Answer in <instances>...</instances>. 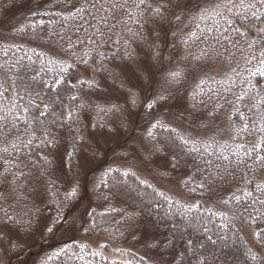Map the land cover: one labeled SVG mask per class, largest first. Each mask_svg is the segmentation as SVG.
<instances>
[{"label": "rangeland", "instance_id": "obj_1", "mask_svg": "<svg viewBox=\"0 0 264 264\" xmlns=\"http://www.w3.org/2000/svg\"><path fill=\"white\" fill-rule=\"evenodd\" d=\"M34 1H15L17 7L12 16L2 18L4 13L9 12V10L1 5L2 3H5V5L7 3L4 0H0V35L7 34L6 36L12 38L11 40L6 38L5 41V38L1 36V46L2 44H20L22 52L23 49L35 51L36 53L33 54V57H29V60L33 64L35 62L36 68L50 80H53L54 77L55 80L56 77H60L64 81V77L70 73L68 65L72 64L74 59L71 55L64 54V50L60 45L54 44L55 42L47 38L36 36L31 27H29L31 19L35 18L41 12L40 8H42L38 0V4L34 6ZM215 3H220V0H208L209 7ZM188 14L191 19L196 13ZM185 15L187 14L182 12L181 16L184 17ZM206 17L208 18V16ZM172 19L164 32L160 22L157 24L150 23L153 27V33L150 32L146 40H143V36L140 34L141 39L131 42V50L141 65L151 67L154 72L159 66V60H163L165 67L168 66L169 61L173 64L178 62L186 64L188 69L186 83L180 86L176 98L169 101V107L174 113L178 109L182 110L185 105L192 103V94L195 90L198 93L196 95L197 109L193 112V115L188 116L185 113L186 118L182 121L176 119L169 121L166 126L175 129V133H171V137L166 133L164 136L158 135L156 137V132H154L156 129H152L153 137L151 143L155 144L160 151L149 156L141 148V138L147 134L149 121L144 97L151 95L153 89L147 87V79L137 81L135 76L129 73L128 86L136 85L133 91L138 94L139 103L136 107L130 108V112L124 115L125 127L119 129L118 132L104 136L101 139V134L107 131V128L101 125L107 124L108 128L115 127L111 123L115 117L111 115L105 116L99 111V108H94L89 112L77 108V105L74 106L77 109L73 108L79 117V124L74 128V131L83 129L86 136L94 135L96 139L100 140L99 148H96L94 144L92 145V148L95 149L94 157L91 156V152L88 149L82 152H75L71 135L67 130L59 126L55 131V127L49 125L54 127H52L54 132L62 136V139L61 143L53 149L52 155L49 156V161H51L49 173H51L48 175L47 180L39 177L40 170L38 165L35 164L36 167L33 169L38 179L33 181L37 191L29 201L32 216L31 227L28 228V216L24 215L28 209L24 208L22 204L13 203L11 199L0 201L3 204L0 209V215H3V210H7L14 217L17 215L22 216L25 221L24 228L20 231L22 238L20 247L10 251L0 264H141V257H144V264H199V261L204 260L205 256H207V264H254L246 254L248 248L252 247L250 243L251 229L247 225L242 224L237 216L234 215L237 207L242 208L243 205L237 206L232 201L225 207L219 203L221 197L226 199L232 195V192L237 191L234 183H220L218 185L220 190L216 194L199 188L198 185L201 178L205 175L204 171H200V169L194 170L191 167L197 165L196 163L203 164L204 162V164H207L206 161L210 157L208 156L206 159L201 154L203 151L196 152L187 158H181L180 166L176 169H173L171 164L174 157L181 153L177 148L176 142L183 141L178 139V136L188 138V142H190L189 138L202 139L207 146L208 153L215 156L216 160L220 159V169L217 170H221L224 166L231 167L232 165L235 167L238 160L247 159L244 155L245 149L250 148L252 143H256L261 139V134L252 130L255 110H249L251 101L246 97L244 102L239 101L236 105L230 106V103L227 102L228 100L219 101L208 98L203 88L204 83L201 88H197V85L201 84L200 77L208 74L215 80L218 79L226 84L228 88L234 85L241 91L243 90L241 93L244 94V91L249 90L252 86H255L256 89L264 90V76H261L260 80L257 77H250L243 68H237L236 63L231 65L211 63L203 70L194 65L196 61L191 57H189L188 61H184L186 50L180 48L181 44L177 37L181 28H183L184 32H187L190 27L192 29L196 24L186 25L187 23L190 24L187 18L183 19L182 22H176L174 17ZM129 24L133 31L140 30L135 23L130 21ZM202 26L203 23L201 24ZM21 29L23 31H19ZM120 30V28H117V31ZM199 50L198 48L195 53L199 54ZM111 57L109 56V58ZM51 60L56 61L55 74L47 66H42L41 68L42 62L43 65L45 62L52 64ZM112 62L113 60L111 59L108 61L109 64ZM115 62L120 63L118 59ZM132 67L134 68L135 66L133 65ZM62 68H67V71H62ZM231 68H237L240 75L231 71ZM94 69L85 64L77 67L70 75L74 79L72 82L74 81L75 87L80 88L78 92L82 91L78 105L86 96L92 105L107 108L108 104H102L104 93H109L111 99L107 98L108 101L124 105L126 93L120 91L119 84L113 83L110 78L106 79L107 74L101 75L97 73L98 71L94 72ZM144 75L146 76L147 74L145 73ZM28 76L33 78L34 74L30 73ZM226 77H231L235 83L232 84ZM93 78L99 82L100 86L93 89L83 87V90H81L80 82L91 83ZM159 78L160 73L156 72V79ZM245 78L250 80L251 84L254 81L252 86L243 82ZM256 78L258 79L257 81ZM73 84L72 86L74 87ZM8 85L9 83L6 86L8 87ZM59 87L64 89L65 85L59 84ZM112 95L116 96L113 98ZM219 105H223V108L216 112L215 115H211L213 108ZM56 108L55 104L54 109ZM237 109L248 120L250 130L241 132L238 137L230 138L238 129L242 128L245 122L240 119ZM39 110L41 112L44 109L40 107ZM57 110L61 111V107H58ZM64 115L65 112L62 111L60 116L65 118L64 123L67 124L66 116ZM162 115L166 117L168 110L165 109ZM199 117H203V119H199ZM40 119L45 121L44 125H47L48 120L46 117H41ZM203 125H207V127ZM193 130L196 134L191 136L190 132ZM167 132L170 133L169 131ZM105 141L107 142L105 143ZM89 143L91 144V141ZM65 150L67 153H71V157L64 154ZM233 151H238L239 155L232 156L231 153ZM61 155H63L62 171ZM222 155L230 156V160H223L221 158ZM247 163L251 165L252 161L247 159ZM241 171H247L243 164L239 165L237 175ZM113 173L115 176L123 178L128 175L134 183L130 184L133 188L131 189L127 185H119L114 181L113 187L108 190L112 195L108 204L103 197L101 186L106 177L107 179H114ZM212 173L215 174L216 172ZM258 174L259 170H257ZM252 175L249 172V176ZM50 181L55 182V187L52 192L45 194V188L52 187L51 183H49ZM185 181H190V183L186 184ZM192 183L196 184V188L187 189ZM75 184L79 185L77 196L65 200V192L70 191L71 186ZM133 185L137 186L138 191ZM240 186L243 187L244 185L241 184ZM115 187L116 189H114ZM229 188H231V191L227 190ZM54 193H58V195H54ZM5 194L7 195V193ZM114 195L120 196L121 200ZM135 195L136 198L139 196L140 201H142V203H139L140 206L145 205L144 208L146 209V214L145 216L143 215L142 220L141 218L137 219L141 222V228L138 232L143 231V226L147 225L149 231L168 244L167 248H161L158 251L146 249L142 242L132 239L131 230L124 223V218L126 214H134V211L136 212L135 208H137L138 203L135 200ZM163 199L167 202H172L169 204L173 207V212L183 211L190 218H184L175 225L172 223L173 227L169 218L170 214H168L170 211L167 207L164 209L165 203ZM60 201H63L62 208L57 207ZM150 202H153L152 206L148 205ZM159 203L163 205L162 209L160 207L157 208ZM37 205L41 206L39 212L35 209ZM195 205H199V207H194L192 211H189V207ZM100 213H108V215L101 216ZM58 216L60 217L59 224L62 227H59L55 234L47 232L42 234V222ZM99 217L104 218L107 224V230L103 235H98L91 225V222ZM204 218L210 223V229L206 233L200 230ZM74 220L75 224L73 225ZM209 236L216 241L215 244L208 240ZM189 240L193 242L192 247L188 244ZM71 241L74 242V249L72 248V250L67 252L70 253L69 260L63 261L55 254V250ZM200 244L203 246L207 244L206 255L198 260L190 259Z\"/></svg>", "mask_w": 264, "mask_h": 264}, {"label": "snow or ice", "instance_id": "obj_2", "mask_svg": "<svg viewBox=\"0 0 264 264\" xmlns=\"http://www.w3.org/2000/svg\"><path fill=\"white\" fill-rule=\"evenodd\" d=\"M57 4L70 3L71 0H56ZM75 9V11H72ZM179 10V11H178ZM70 15L64 17V19H76L80 18L82 21L80 28L77 31L83 30L86 33L84 40H81V44L85 46L95 45L98 55L103 56V60L99 64L97 69L93 71H99L101 73H106V79L110 78L113 83H118L120 91L126 93L124 99V105L118 102L106 101L108 104L107 108H101L99 105H92L90 101L85 96L82 102L79 103V108L85 112L92 111L94 108H99L105 116L111 115L115 117L111 121L115 127L108 128V125H101L107 128L105 133L101 134V139L104 136L114 134L119 131V129L125 127L124 115L130 112V108L136 107L139 103L138 94L133 91L136 85L131 87L128 86V74L131 73L137 81L142 79H147V87L153 89L151 95L144 97L145 107L148 110L149 121L147 125V134L141 138V148L143 151L148 153L149 156L160 149L151 143L153 132L152 129L161 128L165 131L175 133V129L168 128L166 125L169 121L183 120L185 119V113L188 116H192L193 112L197 109L196 95L197 92L192 94V103L187 104L183 109H178L175 113L169 107V101L176 98V94L180 90V86L186 83L188 69L186 64L176 63L173 64L169 61L167 67L164 66L163 60L158 61V67L156 72L160 73V78L156 79V72L152 70L151 67L141 65L135 55L131 50V42L136 41L140 38L139 30L133 31L129 24V21L139 25V28H143L147 24H157L168 20L169 17H174L176 22H182L183 19L187 18L181 16L180 12L185 14L196 13L192 16V21L203 20L206 16L215 15L219 17H224V24L229 25L228 28H221L219 26L209 29V32L219 33V35H213L212 39L216 41L217 44H221V41L225 39L229 30L231 29L237 34L236 40H229V43L233 47H236L240 51L241 58L246 64H251L253 60L257 61L259 67H256L255 71H250V75L255 76L259 74L264 76V26L256 25L255 22L259 21L260 24H264V0H222L220 3L212 4L208 6V0H83L80 3L76 0L72 3L71 9H68ZM40 15H47V13H39ZM85 16L91 17L90 20H86ZM239 17L241 21V26L245 28L241 31L240 27H232L233 18ZM171 22V21H169ZM246 22V23H245ZM85 24L87 27H85ZM249 25L255 26V37L249 35L251 32V27ZM29 27H35V25H30ZM199 28V24H196ZM117 28L121 30L118 32ZM91 30V31H90ZM19 31H23L22 29ZM174 35H176L174 33ZM185 35L187 38L185 39ZM116 37H119L118 39ZM178 38L185 45L189 44V41L195 42L196 40L206 41L209 39L208 33L202 32L201 35H197L195 32L184 33L183 28L180 29ZM242 41V44H241ZM109 43L116 45L115 51L111 58L106 56L100 51L101 45H108ZM258 43L259 56L255 53L257 51ZM224 45L221 44V47ZM243 48L249 50L248 56H244ZM227 50V49H226ZM215 54L217 56L221 55L218 49H215ZM213 52V49H200L199 54L186 49V54L184 55V61H188L189 57L194 60H201L202 58L209 57ZM5 55L7 52L5 51ZM75 56V53H72ZM87 52H84L82 56L76 57L77 61L80 63H87L86 57ZM115 61L118 59L120 63H111L109 60ZM235 59V54L229 52V57H226V62L231 65ZM135 66L134 68L132 66ZM71 65H68L70 68ZM231 71L240 75L237 68H231ZM62 71H67V68H62ZM147 74L146 76L144 74ZM232 84L231 77H226ZM244 83L251 84V81L244 79ZM59 83V82H57ZM204 82L197 85V88H201ZM81 88L87 87L89 89L98 88L99 82L93 78L91 83L86 81L80 82ZM255 89V90H253ZM231 91V86L228 88ZM243 91V90H242ZM4 95L0 92V96ZM187 95V93H185ZM251 101L249 110H255L254 116L255 120L252 121V130L261 134V139L252 143L250 148L245 149V157L252 161V164L247 163V159H241L236 162V167L229 168L224 166L221 170H218L215 174L211 171L207 172L201 178L199 183V188L205 189L207 192L216 194L220 190L218 185L220 183H234L237 191L232 192V195L228 196L226 199L221 197L219 203L227 207L230 202L234 201L237 206L243 205V207H237L236 213L234 215L242 222V224L247 225L250 232V243L252 247L247 250V256L254 262V264H264V90L256 89L252 86L247 91H244L243 95H237L236 99L238 101H243L245 98ZM72 101H78L81 98L73 95L70 98ZM228 103H233L232 101H227ZM203 103V101H201ZM34 105V101H30L28 106H25L23 111H19L17 106L16 112H11L12 118L9 119V113H5L0 116V200L11 199L13 203L20 205L22 204L24 208L28 209L24 215L28 216L27 225L28 228L32 224L31 208H29V201L31 200L33 194L37 191L34 180L38 179L33 169L36 167L35 163L31 161L30 158L25 159L22 155V149L31 148L34 143L39 141L36 146L39 147L43 145L45 148L49 149V152L41 155L39 159L45 164H50L51 161L48 160V156L52 154V149L56 145L61 143L62 136H54L51 132L47 131L44 127L45 121L40 119L41 117H46L48 115L47 104L45 105V110L39 113V116L35 117L33 120H28L24 118V113L29 110V107ZM130 106V107H129ZM223 105H219L213 108L211 115H215ZM168 110V115L163 116L164 110ZM11 111V110H10ZM239 113V109H237ZM240 119L245 121L242 128L238 129L233 136L230 138L238 137L241 132H248L250 130V125L248 120L245 118L244 114L239 113ZM60 120V127L65 128L67 132L71 135L72 146L75 152H82L88 149L91 152V156H95V149L92 148L94 144L96 148L100 146V140L96 139L94 135L86 136L84 130L74 131L72 124H65V118H58ZM66 119L68 121L73 120V115L71 110L68 111ZM203 119V117H199ZM117 121L119 122L117 124ZM24 124V128H20V123ZM94 127L93 125H90ZM207 127V125H203ZM37 132L40 135H37ZM178 139L182 140L184 144H188V138L183 136H178ZM91 141V144L89 143ZM107 141H105L106 143ZM192 152L199 151L197 148L193 147ZM65 155L71 157V153H67L65 150ZM232 156H238V151H233ZM87 159V157H85ZM223 160H230V156L222 155ZM61 171L63 170V155L60 156ZM209 163L210 162H207ZM243 164L247 171H241L237 175V169L239 165ZM173 169L180 166V157L175 156L171 164ZM257 170L259 174L257 175ZM249 172L253 175L249 176ZM127 175V173H125ZM44 173L40 172L39 177H43ZM52 187L45 188V194L52 192L55 187V182L50 181ZM185 183H190V181H185ZM244 186L241 187L240 185ZM79 190V185L75 184L71 186L70 191H66L64 199L68 200L77 196ZM231 191V188L227 189ZM7 193V195L5 194ZM239 193V194H237ZM58 195V193H54ZM11 207V205H9ZM57 207H63V201L57 204ZM198 208L199 205L190 206L189 211L193 208ZM101 216H106L108 213H100ZM142 215V213H141ZM60 217L46 219L42 222V234L47 232L50 234H55L62 227L59 224ZM124 223L131 230L132 239L142 242L146 249L159 250L161 248H167L168 244L161 240L158 236L154 235L153 232L148 230V226L144 225L143 231L138 230L141 228V222L137 220L135 214H126L124 218ZM75 220L73 221V225ZM25 221L22 216H13L7 210H3V215H0V262L4 257H7L8 253L20 247L22 243V238L20 236V231L24 228ZM95 221H93V227H95ZM27 230V229H25ZM123 235V233H121ZM208 240L215 244L216 241L212 240L209 236ZM190 247L193 246L191 240L188 241ZM60 255V253H57ZM151 259V257H149ZM141 264H144V257L140 258ZM199 264H207V259L200 260Z\"/></svg>", "mask_w": 264, "mask_h": 264}, {"label": "trees", "instance_id": "obj_3", "mask_svg": "<svg viewBox=\"0 0 264 264\" xmlns=\"http://www.w3.org/2000/svg\"><path fill=\"white\" fill-rule=\"evenodd\" d=\"M4 1L7 4L5 5V3H2L1 5L7 8L9 12L4 13L2 18H5L10 15L12 16V14L14 13L17 7L15 3V1L17 0H4ZM38 2H40L41 7H42L40 8V11H41L40 13H47V15H40L38 13L35 18L31 19L30 21L31 25H35V27H31V29L33 30L36 36H41V37L51 40L52 42H55L54 44H58L62 47V49L64 50L63 51L64 54H69L71 55V57H73L74 59L73 63L72 64L70 63L71 67L69 68L70 73H68V75L64 77L65 78L64 81L60 77H56V80H55V77L53 80H50L44 75V73H42L40 70L36 68L35 62L33 64V62L29 60V57H33V54L36 53L35 51L23 49V52H22L20 44H13V45L2 44V46H4L2 47L0 43V92L4 93V95L0 96V116L4 115L5 113H9V119H11L12 118L11 112H16L17 106L19 108V111H23L25 106L29 105L30 101H34V105L29 107V110L24 113V118H27L28 120L31 121L36 116H39V113H40L39 108L42 107V109L45 110V105L47 104L48 115L46 116V119L48 120V123L47 125H44V127L47 131L51 132L55 136L57 135V132H54L53 128L55 127V131H56V129L59 127L60 120L58 118H61L60 115L62 114V111L65 112L64 116L67 117L68 111L71 110L72 115H73V120L72 121H68L67 119L66 120H67V124L68 122L72 124L73 130L79 124L78 123L79 117L77 113L74 111V109L79 108V105H78L79 100L72 101L70 98L73 95H76L77 97L81 98L82 91L80 93L78 92L80 88L75 87V85L73 84L74 81L72 82V80L74 79L73 77H70V75L73 71L77 69V67H81L82 65H85V63L78 62L76 57L82 56L84 52H87L88 56L86 57L87 59L86 66L97 69L98 68L97 66H99V64L103 60V56L98 55L95 45L85 46L84 44H81L80 41L85 39L86 33L83 30L77 31V29L80 28V25L82 23L79 17H77L74 20L70 19L67 21L64 19V17H67L70 15V12L68 11V9H71L72 3H75L76 0H71L70 3H62V4H57L56 0H38ZM79 2L83 3V0H79ZM220 2H222V0H220ZM238 2L239 0H237V3ZM36 4H38L37 0L34 1V6H36ZM72 11H75V9H72ZM180 13L182 14V12ZM188 16L189 14H187V19H189L190 24L187 23L186 25L191 26V24L192 25L199 24V28H197L195 25L193 26L192 29L190 27L191 29V30L189 29L190 31L187 30V32H184V33L195 32L197 35H201L202 32H206L208 33L209 39L206 41H203V40H196L195 42L189 41V44L185 45L177 37L181 44L180 48L181 49L184 48L185 50L189 49L194 53L196 52V50H198V48L199 49H213V52L209 57L202 58L199 61L195 60L196 64L194 65H196L197 68L205 70L206 66L211 63H218L219 65L228 64L225 58L229 57V52H231L235 54V59L233 60V63L237 64L236 65L237 68L239 69L243 68L246 71V74L248 73L250 77L252 76L250 75L249 70L254 72L256 67H259V65L257 64V61L253 60L251 64H246L245 61L240 56V51H238L236 47H233L231 43H229V40L237 39V34L230 29L228 36L221 41V44L224 45L223 47H221V44H217L216 41L212 39L213 35H219V33H212L208 31L209 29H212L217 26L221 28H228L229 25L224 24V19H225L224 17L215 16L213 14V15L208 16V18L205 17L203 20H196L195 22H193L192 18L190 19V17ZM85 19L90 20L91 17L85 16ZM172 20H173L172 17H169L168 20L160 22L163 32L165 31V28L171 23L169 21H172ZM233 21L234 22H233L232 27H240L241 31L245 30V28L241 26V21L239 17H234ZM202 23H203V26L201 27ZM255 24L264 26V24H260L259 21L255 22ZM135 25L137 27L139 26L137 24ZM148 25L150 26V28ZM148 25H145L143 28H140L139 30L140 34L143 36V40H146L150 32L153 33V29H152L153 27L150 24ZM85 27H87L86 24H85ZM249 27H251V32L249 33V35L254 38L255 37V26L249 25ZM6 35L7 34L5 35L3 34V35H0V37L1 36L4 37L5 41H6V38L8 40L12 39L10 36H6ZM184 38L186 39L187 36L185 35ZM139 39H141V36ZM241 44H242V41H241ZM115 47L116 45H113L111 43H109L108 45H101L100 51L109 57L113 55V52L115 51ZM104 48L106 50L105 52H104ZM259 48H260V45L258 43L257 51L255 53L257 56H259ZM215 49H218L221 55L217 56L214 51ZM242 50H243L244 56H248L249 50H247L246 48H243ZM5 51L7 52V55H5ZM72 53H75V56H73ZM41 56L45 58L44 55L41 54ZM51 62L52 64L45 62L44 65L42 62L41 68L42 66H47V68L50 71H53V73L55 74L56 61L51 60ZM30 73L34 74L33 78H30L28 76V74ZM97 73H100L101 75L106 74V73H101L99 71ZM252 77H257L259 78V80L261 79V76L259 74L252 76ZM200 78H201V81L204 82L203 88L208 98L219 100V101H223V100L232 101L233 103L229 104L230 106H232V105H236L239 102L236 99L237 95H243L241 93L242 91L238 89L237 87H234V85L231 86V91H228V87L226 84L219 81L218 79L215 80L213 77H210L208 74H204L203 77L201 76ZM257 78H256V81L258 80ZM8 83L9 85L7 87L6 85ZM59 84L60 85L64 84L65 88L63 89L62 87H59ZM72 84L74 85V87L72 86ZM252 84H250V86H252ZM6 87L9 89H7ZM81 90H83V88H81ZM95 90L97 91V89ZM110 93L112 94L111 91ZM112 96L114 98L116 95H112ZM107 98L111 99L109 93H104V95L102 96V104H107L106 103V101H108ZM244 101L245 99L242 102ZM55 104L57 108L61 107V111H58L57 108L54 109ZM75 105H77V108H74ZM49 125L50 126L53 125L54 127L52 126L53 127L52 128ZM20 128L21 129L24 128V124L22 122L20 123ZM154 132H156L155 133L156 137L158 135L164 136L165 133L171 137V133L173 134V132L168 133L167 131L161 128H156ZM195 134L196 132L194 130L190 132L191 136H194ZM37 135H40V133L37 132ZM189 141L190 142H188V144H184V142H179V143L176 142L177 148L181 151L180 155H177V156L180 157V159L192 156V154L196 152H192L191 149L195 147L199 151H203L201 152V154H203V156H205L206 159L208 158V156L211 158V159L210 158L207 159V162H210V164L209 163L204 164V162L203 164L196 163L197 165H195L194 167H191V166L190 167L193 168L194 170L200 169V171H204L205 175L209 171L217 172L218 171L217 169H220V163H221L220 159L216 160L215 156L211 155V153H208V150L206 149L207 146L202 141V139L200 138L190 139L189 138ZM37 144H39V141L34 143V145L31 148L22 149V155L25 159L30 158L32 162L38 165L40 172L44 173L43 179L47 180L48 175L51 173V172L49 173L50 164H45L39 159V157L41 155L48 153L49 149L45 148L43 145H40L39 147H37L36 146ZM53 149H52V152H53ZM49 156H48V160H49ZM225 164H228V163H225ZM228 167L232 168L233 166L231 165V167L230 166ZM113 176H114V179H110V178L107 179L106 177V180L101 186L102 194L104 195L102 196L105 198V202L108 204L110 202L109 199H111V196H112L110 194L111 192L109 193L108 190H110L113 187L114 181L119 185L124 184V185H127L128 188L133 189L130 184L131 183L133 184L134 181L131 180L128 175L124 177L125 179L121 176H115L114 173H113ZM190 188L195 189L196 184L192 183L187 189H190ZM114 189H116V187ZM135 189L138 191L137 186L135 187ZM114 196L117 199L121 200L120 196L118 195H114ZM137 198L135 195L136 202L138 204L142 203V201H140L139 196ZM163 200L165 203L164 209H166L167 207V209L170 211L168 214H170L169 218L172 221L171 225L173 227L180 220L184 218H190V216L184 213L183 211L173 212V207L170 206L169 204L172 202H167L165 199ZM138 204H137V208H135L137 213L134 211V214L136 215V218L138 220L139 218H141L142 220V218L146 214L145 213L146 209L144 208L145 205L140 206V204L139 205ZM152 204L153 202H150L148 205L152 206ZM2 206L3 204L0 202V209L2 208ZM158 207L162 209L163 205L159 203L157 208ZM149 208L152 209V207L150 206ZM35 209H37V212H39L41 209V206L37 205ZM141 213H142V217H140ZM93 221H95V225H96L95 227H93ZM93 221L91 222V225L94 231L98 235H103L107 230L106 228L107 224L105 223L104 218L99 217V218L94 219ZM209 229H210V223L206 218H204V222L200 226V230L202 232L205 231L206 233L208 232ZM60 247H64V248H60ZM60 247L57 250H55L56 251L55 254L60 253V255H57L58 258H61L63 261L65 260L68 261L70 257V253H67V252L69 250H72V248L74 249V242L71 241L67 243L66 245L60 246ZM207 248H208L207 244H204V246L200 244L199 248L191 255L190 259L198 260L199 258L200 259L203 258V256L206 255L205 253L207 251ZM206 257L207 256H205V258ZM55 258L57 257L55 256Z\"/></svg>", "mask_w": 264, "mask_h": 264}]
</instances>
